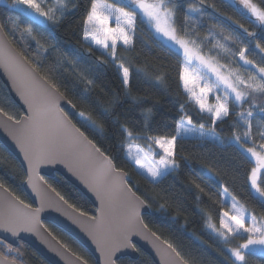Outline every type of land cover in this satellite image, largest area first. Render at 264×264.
Listing matches in <instances>:
<instances>
[{"label": "trees", "instance_id": "obj_1", "mask_svg": "<svg viewBox=\"0 0 264 264\" xmlns=\"http://www.w3.org/2000/svg\"><path fill=\"white\" fill-rule=\"evenodd\" d=\"M91 2L63 0V12L58 0L40 2L43 11L54 14L55 20H49L10 7L13 0H0V22L23 56L77 109V114L69 115L74 123L117 168L127 173L129 184L150 208L143 215L145 224L189 264H237L227 245L236 246L241 238L224 243L209 228V222L218 227L222 214L229 211L223 193L252 216L264 220V197L252 187L255 164L246 151L251 148L263 152L264 148V94L247 87L260 81L259 68H264V24L255 16L242 15L233 0H170L176 35L229 74L239 91L247 93L242 103L229 99V115L213 123L212 116L201 111L183 89V57L156 38L141 15L135 18L137 33L132 44H117L115 58L111 48L103 52L86 41L85 21ZM252 2L264 9V0ZM120 64L129 68L127 85ZM258 76L259 80L252 79ZM0 110L14 119L23 115L1 79ZM248 111L253 113L251 135L244 137L249 129L237 114ZM189 118L192 125L202 124L221 141L179 136L178 124ZM234 135H241V142H236ZM173 136L176 166L156 181L138 171L128 157L130 143L146 148L150 139L171 140ZM26 178L20 162L0 142V184L32 205L23 186ZM45 180L70 205L95 214L91 201L63 176L57 174ZM257 184L264 189V172ZM45 225L72 252L88 264H97L70 234L51 222ZM0 241V253L20 264H50L22 241L17 246ZM138 250V259L123 257L118 264H155L149 255ZM245 261L264 264V253L248 252Z\"/></svg>", "mask_w": 264, "mask_h": 264}, {"label": "water", "instance_id": "obj_2", "mask_svg": "<svg viewBox=\"0 0 264 264\" xmlns=\"http://www.w3.org/2000/svg\"><path fill=\"white\" fill-rule=\"evenodd\" d=\"M121 1L133 8L129 0ZM233 1L242 15L254 17L241 0ZM0 79L23 111L20 119H14L0 110V142L24 168V190L33 202H24L0 184L1 240L13 246L22 241L50 264H88L52 234L45 225L51 222L79 241L97 264H107L108 251L117 245L114 264L123 257L138 259V249L155 264H189L145 224L143 215L150 208L129 184L127 173L74 123L69 115L77 114V109L16 48L1 22ZM47 99L56 101L66 123L55 110L42 111L29 122ZM25 149L29 156L41 157L40 163L30 168ZM57 174L83 192L96 209L94 215L70 205L45 180ZM10 224L16 225L15 235L8 230ZM0 264L20 263L0 253Z\"/></svg>", "mask_w": 264, "mask_h": 264}, {"label": "snow or ice", "instance_id": "obj_3", "mask_svg": "<svg viewBox=\"0 0 264 264\" xmlns=\"http://www.w3.org/2000/svg\"><path fill=\"white\" fill-rule=\"evenodd\" d=\"M7 3V0H4ZM131 6H133L134 11L139 9L142 13L149 18L155 24L156 30L162 33L169 40L175 42L176 45L179 46L183 51V55L185 57V64L187 65L191 61H198L199 64L206 66L211 69L213 73H215L217 80L222 81L224 85L228 89H231V92L234 94V98L237 102H243L247 93L241 92L237 90L236 85L231 83L228 77L222 76L203 56H200L196 51L189 48V42L179 39L176 35V29L172 26L170 21L173 18L172 9L166 6L165 0H152V2H148V0H129ZM241 3L251 11V13L256 17L257 21L264 24V9L257 7L252 0H241ZM21 5H26L27 8H20ZM12 8L19 9L22 12H27L29 16L39 14V16L46 17L49 20H55V16L50 15L49 12H45L41 9L39 3L36 0H13ZM58 7L63 12L66 8V5L63 3V0H58ZM32 10V11H29ZM114 22L116 27H110V23ZM86 25L84 36L85 39H92L96 44L101 45L103 48H111V56L116 57L115 47L117 41L122 40L123 45H129L131 43V37L128 35L129 30L135 29V15L134 12H127L123 8H116L114 5H110L102 2V0H92L90 10L86 16ZM28 31L31 32V27L28 28ZM101 35L103 38H101ZM110 42V43H109ZM194 43V42H193ZM240 56L244 57V52H240ZM246 63H252L251 61H246ZM118 67L122 70V79L125 85L128 84L129 81V68L124 67L123 64L118 65ZM259 73L261 74V79L259 82L254 84L247 85L254 92H260L264 94V68H259ZM182 80L184 82L185 90L187 93L191 95V97L196 101L199 105L201 111H207L209 113H213L215 120H219L223 117L229 115V108L226 103L220 102V97L216 96L217 104L215 106H208L205 104L204 97L213 92V89L208 87H203L199 89V94L194 90L198 87L197 78L189 73V69L187 66L184 68V75H182ZM255 80V77L252 78ZM239 83L244 84L243 80H240ZM192 87H189V85ZM30 110H32L30 105ZM57 111L58 119L61 123H66L64 117L59 115V110L54 99H47L45 101V106L43 109H37L34 112V115L29 118V122H33L39 118L42 111ZM79 115L83 116V113H79ZM246 124L249 131H245L243 133L244 137H250V129H251V118L253 113L248 111L246 113H238L237 114ZM215 120L213 123H215ZM189 126H185V121L181 119L180 124L177 126V133L182 130L184 132H199L201 135L204 134L203 128L204 126L201 124L199 128L191 127V120L187 121ZM131 136V133H129ZM262 138H264V134H262ZM233 139L236 142H241V135H234ZM176 137L173 136L171 140L167 139H156L153 138L155 144L159 146V148L163 151L164 155L159 161V166L155 169L149 168V172L153 177L159 176L162 174L160 168L168 169L170 166L175 167L176 162L172 158L174 154V146H175ZM252 156L256 157L257 161L260 163L261 167H264V157L259 156L253 149L249 148L246 150ZM25 157L29 160L30 168L33 164H38L41 161V157L39 156H29L28 151L25 149ZM136 163L139 164L140 161L136 160ZM144 165H142L143 167ZM256 173L257 169L252 170L251 184L256 189L258 194L261 197H264V189H261L256 182ZM232 211L234 214H230L229 212H224L221 217V228L217 229L215 224L209 222V227L213 228L217 232L220 233L225 239H227L229 234L236 235L241 232H246L249 234L248 239L245 243L240 245V247L232 250V254L239 261H245V257L243 255V249H249L250 246H264V227H256V218L255 216H251V225H246L245 223V213L246 210L243 208H237L235 201L232 203ZM35 216L36 214H32ZM133 215H137L136 210H133ZM16 225L10 224L8 226V230L15 235ZM2 243V241H0ZM119 245L112 247L107 254V264H114L112 261V254L116 251V248ZM9 251L11 248L9 246ZM18 254V253H17Z\"/></svg>", "mask_w": 264, "mask_h": 264}, {"label": "rangeland", "instance_id": "obj_4", "mask_svg": "<svg viewBox=\"0 0 264 264\" xmlns=\"http://www.w3.org/2000/svg\"><path fill=\"white\" fill-rule=\"evenodd\" d=\"M43 1H48V0H36L37 3L40 4V2H43ZM54 0H51V3L53 2ZM102 2L104 3H107V4H110V5H114L116 8H123L125 11L127 12H134V15H135V18L136 16L141 15L145 20L146 22L148 23L149 27L152 29L154 35L156 38H158L159 40H161L166 46H169L170 48L174 49L177 53H179L183 58H182V65H183V73L182 75H184V68L185 66L188 67L189 69V73L192 74L194 77L197 78V83H198V87H196L194 90L199 94V89L200 88H203V87H208V88H211L213 89V92L211 93H208L205 97H204V101H205V104L208 105V106H215L217 104V100L215 99L216 96H219L220 97V102L222 103H226L227 106H228V103H229V99L233 100L234 102H236L237 104L238 103H242V102H237L234 98V94L231 92V89H228L226 87V85L223 84L222 81H218L217 80V77L215 75V73H213L211 71V69L207 68L206 66L204 65H201L199 64L198 61H191L189 62L187 65L185 64V57L183 55V51L182 49L179 48L178 45L175 44V42L169 40L167 37H165L162 33L158 32L156 30V27H155V24L149 20L148 17H146L142 11H140L139 9H136L135 11L134 10H129L123 6H121V4H119V0H113V1H108V0H102ZM148 2H152V0H148ZM165 3H166V6L170 9H172V4L170 3V0H165ZM20 8H27L26 5H21ZM134 9V8H133ZM29 11H32V10H29ZM173 11V9H172ZM174 13V12H173ZM37 15V14H35ZM34 17H37V16H34ZM170 23L172 24V26L175 28V25H174V15H173V18L172 20L170 21ZM110 27L112 28H115L116 25H115V22H114V18H113V22L110 23L109 25ZM88 27V26H87ZM137 33V25H136V20H135V29L134 30H129L128 31V35L131 37V43L129 45H123V42L122 40L120 41H117L116 45L117 44H121L123 46H126V47H129L131 44H132V40H133V37L134 35ZM178 37V36H177ZM101 38H103V36L101 35ZM179 38V37H178ZM181 39V38H179ZM183 40V39H182ZM86 41H88L92 46L100 49L101 51L103 52H107L110 48H103L101 45H98L95 43L94 40L92 39H86ZM110 43V42H109ZM191 48V47H189ZM192 50H195L197 53H199L196 49H193L191 48ZM200 56H202V54L199 53ZM204 57V56H203ZM206 60H208L206 57H204ZM210 63H212L213 67L222 75V76H225V77H228L229 81L231 83H233L234 85H236L235 81L231 78V76L229 74H226L222 69H220L218 66H216L214 64V62H212L211 60H208ZM260 77L258 76L255 80H259ZM182 86H183V89L184 91L186 92L185 90V86H184V82L182 80ZM189 87H192V85L190 84ZM237 87V85H236ZM238 90V88H237ZM239 91V90H238ZM187 93V92H186ZM188 96L191 98V100H193L194 102H196L189 93H187ZM198 105V104H197ZM199 107V105H198ZM209 115L212 116V118L215 120V117H214V114L213 113H209L207 111H203ZM189 120V119H188ZM188 120H184L185 121V126H189L187 124V121ZM218 121V120H215V122ZM180 124V123H179ZM191 127H194V128H199L198 126H194V125H190ZM204 131V134L201 135L199 132H184V131H180L179 132V136H187V137H206V138H209V139H214V140H217V141H221L220 140V137L215 134L214 132L212 131H207L205 129H203ZM157 139V138H156ZM163 140V139H162ZM254 152H256L259 156H262L264 157V148L262 149V151H258V150H255L253 149ZM250 157L252 158V160L254 161V164H255V169H257V173H256V182L259 178V176L262 174V172H264V167H261L260 166V163L257 161L256 157L252 156L249 152H247ZM164 155L163 151L159 148V146L157 144L154 143L153 139H150V143L149 145L144 148V147H141L137 144H134V143H130L128 145V157L132 160V162L135 164L136 168L138 169V171H140L143 175L147 176L148 178L156 181L158 179H160L166 172H168L170 169H172L173 167H169L168 169H163L162 167L160 168L162 174L159 175V176H156V177H153L151 175V173L149 172V168H157L159 166V161L160 159L162 158V156ZM174 155V154H173ZM173 158V157H172ZM174 159V158H173ZM136 160H139L140 163L137 164L136 163ZM142 165H144L142 167ZM258 185V184H257ZM259 186V185H258ZM253 187V186H252ZM254 188V187H253ZM255 189V188H254ZM254 192L258 194V192L256 191V189L254 190ZM260 196V195H259ZM223 201L225 203H228L229 204V213L230 214H234L233 211H232V203L233 201H235L236 203V207L237 208H242L238 202L236 200H234L232 197H230L227 193H223ZM252 215L250 213H248L246 211L245 213V223L246 225H251L252 221H251V217ZM256 218V227H264V220L261 219V218ZM212 232L218 236L221 240H223L224 243H230V242H235L234 241V238L236 237L237 239L238 238H241V239H238L237 242H236V246H228L227 245V249L231 255V258L233 261H235L237 264L238 263H242L243 261H239L236 259V257L232 254V250L235 249V248H238L240 247V245H242L243 243H245L248 239V236L249 234L246 233V232H241L239 234H236V235H232V234H229L227 239H225L223 236L220 235L219 232H217L216 230H214L213 228L209 227ZM217 229H220L221 228V224L216 227ZM245 238V239H244ZM236 240V239H235ZM244 240V241H243ZM260 252V253H264V246H260V245H256V246H250L249 249H243L242 252H243V255L245 257L246 253L248 252Z\"/></svg>", "mask_w": 264, "mask_h": 264}, {"label": "flooded vegetation", "instance_id": "obj_5", "mask_svg": "<svg viewBox=\"0 0 264 264\" xmlns=\"http://www.w3.org/2000/svg\"><path fill=\"white\" fill-rule=\"evenodd\" d=\"M119 4H123V3L119 2Z\"/></svg>", "mask_w": 264, "mask_h": 264}]
</instances>
